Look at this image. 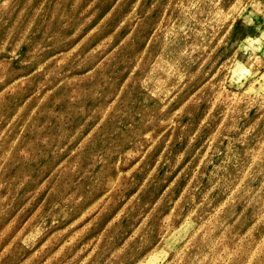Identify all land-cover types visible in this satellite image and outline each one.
<instances>
[{
	"label": "rangeland",
	"instance_id": "1",
	"mask_svg": "<svg viewBox=\"0 0 264 264\" xmlns=\"http://www.w3.org/2000/svg\"><path fill=\"white\" fill-rule=\"evenodd\" d=\"M263 78L264 0H0V264H264Z\"/></svg>",
	"mask_w": 264,
	"mask_h": 264
},
{
	"label": "bare ground",
	"instance_id": "2",
	"mask_svg": "<svg viewBox=\"0 0 264 264\" xmlns=\"http://www.w3.org/2000/svg\"><path fill=\"white\" fill-rule=\"evenodd\" d=\"M260 78V77H259ZM264 79V78H263Z\"/></svg>",
	"mask_w": 264,
	"mask_h": 264
}]
</instances>
